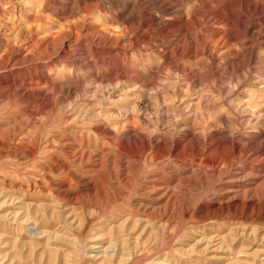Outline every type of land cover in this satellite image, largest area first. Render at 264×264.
<instances>
[{
    "label": "rangeland",
    "instance_id": "1",
    "mask_svg": "<svg viewBox=\"0 0 264 264\" xmlns=\"http://www.w3.org/2000/svg\"><path fill=\"white\" fill-rule=\"evenodd\" d=\"M0 264H264V0H0Z\"/></svg>",
    "mask_w": 264,
    "mask_h": 264
},
{
    "label": "bare ground",
    "instance_id": "2",
    "mask_svg": "<svg viewBox=\"0 0 264 264\" xmlns=\"http://www.w3.org/2000/svg\"><path fill=\"white\" fill-rule=\"evenodd\" d=\"M175 46V45H174ZM171 52V51H170ZM39 101V98H36V102H38Z\"/></svg>",
    "mask_w": 264,
    "mask_h": 264
}]
</instances>
